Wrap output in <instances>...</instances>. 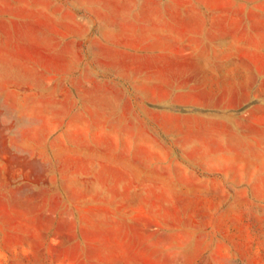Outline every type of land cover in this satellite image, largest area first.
<instances>
[{
	"label": "rangeland",
	"instance_id": "374dc122",
	"mask_svg": "<svg viewBox=\"0 0 264 264\" xmlns=\"http://www.w3.org/2000/svg\"><path fill=\"white\" fill-rule=\"evenodd\" d=\"M58 1L0 0V264H264V0H223L241 72L170 107L153 74L50 72Z\"/></svg>",
	"mask_w": 264,
	"mask_h": 264
},
{
	"label": "crops",
	"instance_id": "0c3cea01",
	"mask_svg": "<svg viewBox=\"0 0 264 264\" xmlns=\"http://www.w3.org/2000/svg\"><path fill=\"white\" fill-rule=\"evenodd\" d=\"M241 9L223 0H59L57 9L44 13L49 40L58 43V69L50 72L120 80L153 74L155 102L186 103L179 99V75L184 81L185 75L241 72L234 66ZM245 29L257 34L256 26Z\"/></svg>",
	"mask_w": 264,
	"mask_h": 264
}]
</instances>
